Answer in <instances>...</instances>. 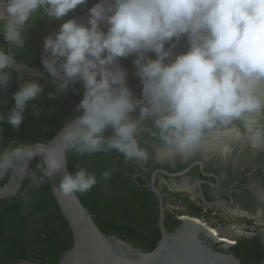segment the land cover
<instances>
[{"label":"clouds","instance_id":"1","mask_svg":"<svg viewBox=\"0 0 264 264\" xmlns=\"http://www.w3.org/2000/svg\"><path fill=\"white\" fill-rule=\"evenodd\" d=\"M87 3L0 0V92L8 91L18 72L16 50L25 49L37 18L59 23L44 39L50 55L41 64L54 87L48 99L79 92L77 84L83 89L77 115L66 117L50 139L6 143L2 125L19 129L30 104L34 116L42 114L32 102L44 87L34 78L20 83L11 95L13 106L0 110V177L37 159L31 176L37 188L62 174L64 194H84L98 178L84 167L66 171L70 153L116 151L125 162L142 166L150 158L142 146L148 133L157 156L264 151V0H96L86 25L66 19ZM128 58L141 85L139 96L121 64ZM8 103V96L0 98V108ZM112 174L106 170L100 179Z\"/></svg>","mask_w":264,"mask_h":264},{"label":"trees","instance_id":"2","mask_svg":"<svg viewBox=\"0 0 264 264\" xmlns=\"http://www.w3.org/2000/svg\"><path fill=\"white\" fill-rule=\"evenodd\" d=\"M84 11L85 9L78 14ZM42 42L43 40L40 43ZM40 43L32 49L34 57L32 60H28L20 54H17V59L27 66L37 67L39 74L47 77L39 60ZM15 78L16 74L14 73L8 91L0 92V98L8 96L9 101L8 105L3 106L0 110L7 111L13 106L11 95L14 92ZM76 88L79 89V92L69 90L66 96L49 100L47 93L54 91V87L48 79L42 96L32 102L36 107L42 109L41 117L37 118L33 115V107L30 104L26 111V119L19 129H13L7 123L2 125L4 142L50 139L65 123L66 117L77 115L73 109H76L80 102L83 89L79 84L76 85ZM72 105L73 107L69 108ZM48 109H55L54 114L48 116L46 113ZM44 129H48V131L46 132ZM105 134L110 135L111 130L109 129ZM38 162L37 159L32 161L16 196L11 199H0V264H5L6 261L13 258H34L40 260V264H46L44 261L48 257L47 251L52 249L66 251L71 247L72 237L67 222L61 215L48 185L45 182L37 188L32 183L31 176ZM67 165L69 172H75L78 168L84 167L89 172L96 174L99 181L97 185L89 192L77 193V195L82 204L94 215V220L103 233L119 236L146 251L154 248L160 238L159 230L152 224L156 220L151 213L146 211L145 196L142 189L139 188V184L127 182L128 177H125L124 180L119 178L122 173L119 168L118 152H101L84 156L70 153ZM109 169L113 170L110 180L100 179L101 174ZM9 173L10 171L0 177L1 185L7 181ZM25 193L30 196L28 202L23 199ZM119 210L126 211L124 216L130 217L133 225L119 227ZM241 240L239 242L249 241V239ZM232 251L236 257L240 258L242 264L260 262L261 258L255 254H247L246 251L234 249ZM49 264H55L53 256L49 259Z\"/></svg>","mask_w":264,"mask_h":264},{"label":"flooded vegetation","instance_id":"3","mask_svg":"<svg viewBox=\"0 0 264 264\" xmlns=\"http://www.w3.org/2000/svg\"><path fill=\"white\" fill-rule=\"evenodd\" d=\"M95 2L96 0H88L86 5L82 8L78 7L74 12L78 14L81 10L93 6ZM71 17L70 12L66 19ZM58 26V22L50 21L47 18H37L34 26L27 33L25 49L16 50L17 54L32 60L34 58L32 49L44 40L52 29ZM132 59L121 60V64L129 73V87L136 93L135 95L139 96L141 85L135 75ZM23 70L38 75L42 79L41 85L43 87L48 83V78L40 75L37 67L27 66L20 61L19 70L15 73L14 91L18 90L20 73ZM70 107L72 108L73 105ZM73 111L76 112V109ZM150 137L151 134L148 133L142 139V146L148 147L150 153L149 160L142 166L135 161L125 162L124 157L119 153V168L122 173L119 178L124 180L125 177H128L127 182L139 184V188L142 189L145 196L146 211L153 215L156 221L152 224L158 230L159 201L148 186L152 179L154 186L162 196L164 227L167 231L173 230L179 225V221L184 219L179 218L183 213H198L203 210L209 214L215 212V217L220 220L226 217L229 225L240 226L244 224L246 226L252 221L264 225V151L243 149L238 150L230 157L219 155H195L188 158L157 156L154 152L155 145L151 142ZM145 140L147 141L146 144L143 142ZM125 213L126 211L119 210L120 228L133 225L131 218L124 216ZM238 230H233L231 235L245 234L238 232ZM248 239L247 242H239L238 240L236 245L227 252H232L235 255L232 249L246 251L247 254L259 256L261 258L259 263H264V234H253ZM64 252L56 249L49 250L47 251L48 257L45 258L44 262L49 264V259L53 256V261L58 264L59 258ZM238 259L240 260V258ZM40 263V260L34 258H13L6 261L5 264Z\"/></svg>","mask_w":264,"mask_h":264},{"label":"water","instance_id":"4","mask_svg":"<svg viewBox=\"0 0 264 264\" xmlns=\"http://www.w3.org/2000/svg\"><path fill=\"white\" fill-rule=\"evenodd\" d=\"M71 14V18L78 23L87 24L88 9L80 14L72 11ZM58 30L59 27L47 36L54 35ZM49 55L44 50L43 40L39 50L40 63ZM32 161L20 162L10 170L7 181L0 184V199H11L19 193ZM65 170L69 172L68 165ZM61 175L46 180L72 237L71 247L60 256L58 264H242L232 252H227L232 248L228 243L218 240L209 229L192 219L184 218L175 229L167 231L162 196L153 179L148 186L159 201L160 238L152 250L146 251L119 236L103 233L77 193L64 194L59 189ZM233 236L240 240L251 238L253 234Z\"/></svg>","mask_w":264,"mask_h":264},{"label":"built area","instance_id":"5","mask_svg":"<svg viewBox=\"0 0 264 264\" xmlns=\"http://www.w3.org/2000/svg\"><path fill=\"white\" fill-rule=\"evenodd\" d=\"M215 212H211L210 214L207 213L206 210L200 211L198 213L194 212H187L183 213L179 216V218H188L192 219L200 224H202L204 227L210 230H216L218 232V236L216 237L218 240H220L222 237L227 238L228 245L231 247H234L236 243L238 242V237H235L233 235H224L222 232L225 230L227 231H233L240 229L245 234H264V225H261L255 221H252L250 224H247L246 226L244 224H241L240 226L237 225H229L226 221V217H223L222 220L215 217Z\"/></svg>","mask_w":264,"mask_h":264},{"label":"rangeland","instance_id":"6","mask_svg":"<svg viewBox=\"0 0 264 264\" xmlns=\"http://www.w3.org/2000/svg\"><path fill=\"white\" fill-rule=\"evenodd\" d=\"M38 79L40 83H42V79H40L38 77V75H36L35 73L31 72V71H27V70H23L21 71L20 73V80H19V85L20 83L23 82V80H26V79Z\"/></svg>","mask_w":264,"mask_h":264},{"label":"bare ground","instance_id":"7","mask_svg":"<svg viewBox=\"0 0 264 264\" xmlns=\"http://www.w3.org/2000/svg\"><path fill=\"white\" fill-rule=\"evenodd\" d=\"M237 230H238V229H237ZM210 232L212 233L213 236H215V237L218 236V232H217L216 230H210ZM238 232H243V231H241V230L239 229ZM223 233L228 234V235H231V234H232V231H231V230H230V231L225 230ZM233 233H234V232H233ZM223 236H224V235H223ZM220 240H222V241L228 243V240H227L226 236H225V237H222Z\"/></svg>","mask_w":264,"mask_h":264}]
</instances>
